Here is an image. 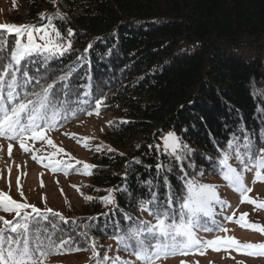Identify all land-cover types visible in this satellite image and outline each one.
<instances>
[{
    "label": "trees",
    "instance_id": "16d2710c",
    "mask_svg": "<svg viewBox=\"0 0 264 264\" xmlns=\"http://www.w3.org/2000/svg\"><path fill=\"white\" fill-rule=\"evenodd\" d=\"M57 12L65 19L54 23L65 35L68 28L75 33L72 51L40 73L58 75L71 67V108H77V96L92 107L104 98L100 113L113 122L100 134L106 148L89 155L95 167L82 191L93 200L62 210L67 223L53 218L57 235L72 236L82 248L95 239L101 259L107 254L135 261L118 251L113 237L126 233L135 218L155 222L140 210L141 202L155 194V203L167 207L173 194L177 208L185 178L224 193L229 186L219 161L228 141L235 136L242 144L247 135L254 149L264 148V0H18L8 19L40 24V13ZM89 84L91 96L83 97ZM84 116L69 111L50 132ZM169 132L188 146L181 160L157 149ZM229 162L239 168L234 158ZM108 189L115 190L112 205L100 199ZM220 218L216 213L217 224ZM90 257V250L53 255L47 264H94Z\"/></svg>",
    "mask_w": 264,
    "mask_h": 264
},
{
    "label": "snow or ice",
    "instance_id": "6c2138e0",
    "mask_svg": "<svg viewBox=\"0 0 264 264\" xmlns=\"http://www.w3.org/2000/svg\"><path fill=\"white\" fill-rule=\"evenodd\" d=\"M52 2L55 4V0ZM39 18L42 21L40 24L0 23V139L9 142V156L12 154L13 142H15L24 152L32 153V159L37 163H43L42 157L36 155L29 141L33 143L46 141L47 145L56 151L49 155V163L43 164V167L49 168L53 173L63 171L67 175L72 165L61 167L65 162L54 160L57 153H65V149L58 147L47 133L55 130L62 120L68 119L69 111L73 117L77 112H84L88 116L94 114L99 116L104 98L96 99L92 107L88 100L77 96V108L73 110L72 101L69 100L71 90L69 81L73 69L69 67L58 75L40 73L41 66L47 73L51 60L63 57L72 51L75 33L73 29L68 28L65 35L54 23L56 19H65L59 12L40 13ZM87 51L88 49H85V52ZM85 58L78 57V60ZM32 68L36 71L33 72ZM82 96H91L90 84L83 91ZM82 104H88L91 110L79 107ZM112 123L109 121L110 125ZM68 135L75 136V134ZM88 139L83 138L77 142L88 147ZM162 140L164 152L175 156L177 160H181L184 152L189 150L174 132H169ZM238 140L239 138L234 136L228 141L227 150L221 152L220 174L228 186L240 195L241 203L247 202L256 208L264 209V202H258L257 199L249 196L253 189L245 183V173L250 171L254 172L253 184L264 183V148L254 149L247 135L244 136L242 144ZM157 149L159 150V145ZM0 150H3L2 144ZM97 150H100L99 146ZM109 151L113 150L109 148ZM233 158L238 162L239 168L229 162ZM76 163L82 164L81 174H92L91 169L95 167L94 165L82 161ZM161 167V164L157 165L158 169ZM10 171L9 169V173ZM40 175L41 187H43V173ZM148 183L152 182L148 181ZM73 187L79 191V187L76 185ZM17 189L24 202L17 201L10 195V181L9 192L0 190V211L14 214L13 219L0 216V264H47L49 257L53 255L89 250L90 259L94 264H136V262L159 264L162 259L177 255L187 256L197 252L202 255L204 253L201 250L207 248H212L214 251L234 248L243 251L246 255L264 256V243L242 244L231 236L214 239H201L197 236V230L227 232L228 229L222 224H217L214 219L216 215L214 205H220L223 210L225 207H230V204L220 198L215 185L202 184L194 178H185L186 191L179 197L177 208H173V203L177 199L173 194L167 197V207L156 204L157 197L153 194L151 200L141 202L140 210L147 211L155 222L135 218L134 225L130 226L126 233L113 237L120 245L118 251L128 252L135 257V261L121 259L118 255L109 257L107 254L101 259L95 239L91 240L87 248H82L74 243L72 236L69 235L67 238L58 236L59 226L53 218L67 223L65 217L47 207L46 196L42 197L45 202L43 209L27 203L19 178H17ZM113 191L115 190L108 189V195L101 197V202L105 205L114 204ZM61 193L63 194L62 189ZM84 198L93 200L91 196ZM235 215L233 211L231 216H225L224 219L235 222L242 228L264 234V227L250 223L246 219L248 213H242L237 219H234ZM126 219L132 221L133 217L126 216ZM209 220L214 227L208 226ZM81 235L87 234L81 233ZM252 249L259 251H249ZM180 264H188V261L181 260Z\"/></svg>",
    "mask_w": 264,
    "mask_h": 264
},
{
    "label": "rangeland",
    "instance_id": "374dc122",
    "mask_svg": "<svg viewBox=\"0 0 264 264\" xmlns=\"http://www.w3.org/2000/svg\"><path fill=\"white\" fill-rule=\"evenodd\" d=\"M18 4V0H0V23H13L8 19V14L12 12ZM15 24V23H14ZM21 25V24H17ZM108 114L100 113L99 116H84L70 123L69 125L56 130L48 132L47 136L51 138L54 143L63 149L65 153H57L54 160H61L65 163L61 167L72 165L68 169L66 175L63 171L53 173L49 168L43 167V164L49 163V155L56 151V149L48 146L46 141H29V145L33 148L36 155L42 157L43 163H37L32 159V153L24 152L18 143L13 142V149L11 156L8 155V141L0 139V144L3 145V150H0V190L9 192V181L11 184L10 195L17 201L24 202L17 189V178L20 180L22 191L26 202L33 204L38 208L43 209L45 202L42 200L43 196L47 198V207L60 213L62 210L74 206H81L85 201L82 186L88 181L90 175L81 174L82 164H77V161L86 162L89 164V155L93 151L105 149V144L100 140V134L106 130L107 123L110 121ZM102 130V131H101ZM68 134H75L71 137ZM168 133L160 136L159 149L164 151L162 138ZM89 138L87 140L88 147L82 146L78 140ZM157 145V146H158ZM38 150V151H37ZM9 169L11 170L9 173ZM41 173H43V187H41ZM254 172L245 173V183L248 187L253 189L249 196L257 199L258 202H264V183H252ZM58 181V183H57ZM76 185L79 187L77 191ZM63 190V194L61 193ZM83 195H82V194ZM222 198L226 199L230 207H225L223 210L219 207L215 208L221 218V223L227 232L215 231L213 233L201 232L197 236L201 239H214L216 237L231 236L236 238L240 243L261 244L264 243V234L258 231L242 228L235 222H228L224 219L225 216H231L233 211L236 215L234 219L239 218L242 213H248L246 219L250 223H254L264 227V209L256 208L254 205L247 202L241 203V197L231 187L227 190H218ZM30 211V210H29ZM3 216L9 219L14 214H8L2 211ZM204 254L199 252L187 256H175L168 259H162L159 264H180L181 260L188 261V264H264V256L260 255H246L243 251H237L234 248L227 250L221 249L214 251L212 248L201 250ZM258 252V249L249 250ZM79 258H72L70 261L78 263ZM82 260V259H81ZM136 264H139L136 262Z\"/></svg>",
    "mask_w": 264,
    "mask_h": 264
}]
</instances>
